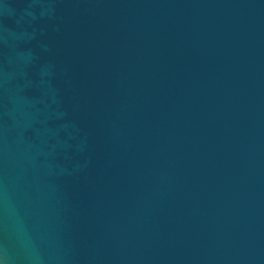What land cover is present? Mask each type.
I'll list each match as a JSON object with an SVG mask.
<instances>
[{
  "label": "water",
  "instance_id": "95a60500",
  "mask_svg": "<svg viewBox=\"0 0 264 264\" xmlns=\"http://www.w3.org/2000/svg\"><path fill=\"white\" fill-rule=\"evenodd\" d=\"M0 264H264V0H0Z\"/></svg>",
  "mask_w": 264,
  "mask_h": 264
}]
</instances>
